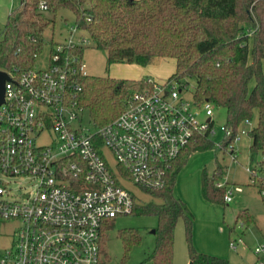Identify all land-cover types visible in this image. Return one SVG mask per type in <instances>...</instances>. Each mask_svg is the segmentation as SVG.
<instances>
[{
	"label": "built area",
	"instance_id": "1",
	"mask_svg": "<svg viewBox=\"0 0 264 264\" xmlns=\"http://www.w3.org/2000/svg\"><path fill=\"white\" fill-rule=\"evenodd\" d=\"M41 10L47 11V5ZM79 29L77 24L71 27V36ZM83 41L56 43L48 68L19 76L9 73L11 80L5 83L0 219L18 222L19 229L14 247L0 256V264H100L108 222L132 214L137 203L121 178L146 192L163 190L176 161L199 136L214 133L213 104L187 101L177 81L152 78L134 83L125 109L113 121L83 126L87 108L80 103L81 86L73 83L75 75L87 76L83 57L75 53L84 48ZM225 131L232 135L230 129ZM45 136L49 142L39 144ZM103 148L113 153L118 173ZM230 152L235 153L233 142ZM248 171L264 197V174ZM232 195V190L226 192V203ZM240 244L242 237L230 247L237 251ZM254 253L253 264H264V242Z\"/></svg>",
	"mask_w": 264,
	"mask_h": 264
},
{
	"label": "trees",
	"instance_id": "2",
	"mask_svg": "<svg viewBox=\"0 0 264 264\" xmlns=\"http://www.w3.org/2000/svg\"><path fill=\"white\" fill-rule=\"evenodd\" d=\"M43 4L47 11L41 10ZM62 8L73 11L76 24L91 35L97 49L106 51L108 67L116 63L148 66L157 58L175 59L177 70L169 80L186 86L187 79H194L197 104L210 102L226 110L225 129L232 135L225 134L223 147L233 142L243 123L252 124L257 119V125L248 132L251 151H264V0H21L0 38V70L19 76L34 69L46 45L45 32L54 24L49 15L56 16ZM55 45L52 40L51 50ZM84 50L81 47L75 53L83 57ZM254 79L255 86L250 88ZM73 83L82 88L80 103L89 110L91 121L102 127L125 109L133 81L78 74ZM211 147V137L199 136L176 161L167 187L149 192L155 200L145 206L136 203L132 214L156 215L159 219L155 249L139 264H173L175 228L181 217L191 237L193 215L173 189L183 157ZM255 171L264 174V160L257 162ZM222 178L220 166L213 177L203 172L201 186L206 200L225 202L227 184L216 186ZM239 217L245 227L254 221L247 211ZM119 237L126 263L129 251L141 237L132 229L121 231ZM189 256V264H228L197 253L191 240ZM107 260L106 256V262L101 260L100 264H107Z\"/></svg>",
	"mask_w": 264,
	"mask_h": 264
},
{
	"label": "rangeland",
	"instance_id": "3",
	"mask_svg": "<svg viewBox=\"0 0 264 264\" xmlns=\"http://www.w3.org/2000/svg\"><path fill=\"white\" fill-rule=\"evenodd\" d=\"M21 6V0H0V38H2L6 23L11 14ZM54 19V24L45 32L46 45L35 61L34 69H46L50 62L51 42L66 44L70 39L76 44L83 43V63L85 72L90 77H106L116 80H130L137 82L152 78L159 83H165L177 70L176 60L173 58H157L148 66L136 64L116 63L111 67L107 64V53L96 48L91 35L80 28L72 36L71 27L76 26V15L73 11L62 8ZM252 61V44H250V62ZM264 72V62H263ZM188 84L178 85L182 89L181 96L187 101L194 100L196 81L187 79ZM175 85V83H173ZM255 86V79L250 88ZM205 119V113L201 115ZM227 112L224 108H213V130L211 135L212 147L197 150L185 155L181 160V167L176 177L173 189L174 195L183 200L193 215L191 237L186 232L185 218L181 217L175 228L174 262L173 264H189L190 240L197 253L209 257L226 260L228 264H253L256 260L255 248L264 242V203L259 190V184H253L251 172L255 170L257 162L264 160V151H251L252 139L248 131L257 125V119L251 127L242 124L237 131V141H233L235 153L230 152L231 144L225 148V123ZM83 126L91 127L92 121L89 110L83 114ZM245 131V133H243ZM49 137L40 138L39 144H45ZM103 154L112 169L117 171V161L108 148H103ZM223 169V178L220 182L227 184V191H233L232 201L222 199L208 201L202 195V174L206 170L213 177L217 167ZM22 182V180H20ZM123 185L133 194L137 205L145 206L155 198L151 193L144 191L130 179L121 178ZM26 185V184H25ZM16 187V185H15ZM240 187V190H236ZM30 187L26 185L25 190ZM243 211L249 212L254 221L242 228L239 217ZM159 226L156 215L130 214L118 216L108 222L102 241L101 260L107 264H139L151 255L156 246L154 230ZM19 223L13 220L0 219V256L15 245ZM134 230L141 237L129 251V258L124 263L125 254L123 241L119 233L124 230ZM242 237L244 244H240L235 251L230 247L234 240Z\"/></svg>",
	"mask_w": 264,
	"mask_h": 264
},
{
	"label": "water",
	"instance_id": "4",
	"mask_svg": "<svg viewBox=\"0 0 264 264\" xmlns=\"http://www.w3.org/2000/svg\"><path fill=\"white\" fill-rule=\"evenodd\" d=\"M10 80H11V77L9 73L0 70V105L4 102L5 83ZM153 233H156V231L154 230Z\"/></svg>",
	"mask_w": 264,
	"mask_h": 264
}]
</instances>
